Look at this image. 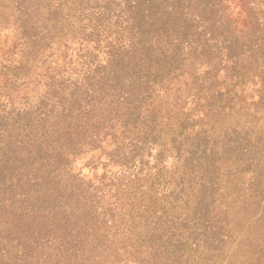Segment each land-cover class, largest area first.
Instances as JSON below:
<instances>
[{
	"label": "trees",
	"instance_id": "1",
	"mask_svg": "<svg viewBox=\"0 0 264 264\" xmlns=\"http://www.w3.org/2000/svg\"><path fill=\"white\" fill-rule=\"evenodd\" d=\"M228 14L225 0H0V36L12 35L0 52V94L33 91L20 104L0 100V264H236L247 213L236 223L231 215L242 208L254 212L251 235L238 243L249 246L243 263L264 264V135L234 127L218 146L206 130L184 135L188 113L168 144L157 101L201 56L228 62L235 83L256 63L264 99V13ZM211 69L203 82L214 85ZM207 90L217 105L208 112L224 113L229 89ZM109 143L110 161L125 166L137 155L149 161L161 145L153 181L163 188L144 196L154 203L123 229L110 209L99 211L104 193H90L74 168L84 148ZM237 152L245 157L237 155L236 171L253 168L254 191L222 205L237 188L227 179L221 192Z\"/></svg>",
	"mask_w": 264,
	"mask_h": 264
},
{
	"label": "rangeland",
	"instance_id": "2",
	"mask_svg": "<svg viewBox=\"0 0 264 264\" xmlns=\"http://www.w3.org/2000/svg\"><path fill=\"white\" fill-rule=\"evenodd\" d=\"M244 5L248 8H245ZM225 6L227 13H229V17L232 19L237 18L239 15H243L250 16V19L254 20L255 17L264 13V0H244L243 2L241 0H225ZM238 23L240 25L243 22ZM11 39L12 35L9 36L4 31L1 32L0 52L4 51L3 43H5L6 40L10 42ZM206 58L205 56H201L196 65L185 67L183 69L184 73L179 80L168 82L167 86L157 94V101H161L164 105L160 116L162 121L164 119V122L161 124V128L163 129L162 133L163 135H167L166 137H169H165L168 139L167 143L169 144L171 141L170 136L174 133H170V130L173 129L172 125H174L178 119H184L188 113H192L194 119L189 123L190 126L184 130V135L189 133L190 136H193L198 131L206 130L213 138L219 137L217 140L218 146L222 145L223 135L232 132L234 127L242 129L243 131L253 130L251 133L253 137L258 133L264 135V99H261L260 96L262 85L261 78L259 77L261 68H257L256 63L254 65H246L245 68H241V71L246 73L244 83H235V73L230 69L228 62L222 64L218 63L216 65L217 59H214L211 61L212 65H208ZM58 59L62 61V58L58 57ZM219 60L220 58H218V62ZM187 62L189 63V61ZM208 69L212 70V74H216L220 77V80H218L219 82H216L214 85H211L210 82H203L206 76L209 77V74H206ZM1 79L2 76L0 75V81ZM207 86H211L212 88L217 87V89H223L224 91L229 89V99L227 100L224 98V100H222V102L225 101L230 105L224 113L208 112L211 105L212 107H217V105H213L214 100L211 99L212 91L207 90ZM200 87L204 89L199 90L198 88ZM24 95H26V97L33 95L32 86L21 88L16 91L11 98L7 95L0 94V100L6 103L15 100V102L17 101V103L20 104V102H25V100L20 101ZM216 103L218 104L220 102L217 101ZM159 143H157L158 148L161 146ZM103 146V150L102 148H98L95 149V151H91L89 146L84 148L78 156L79 159L76 161L74 168L75 171H79V169L82 168L81 176L84 179L83 184L90 189V193L97 191L99 196L104 193L103 198L100 200L98 199L95 201V197L93 198L95 203L99 201L97 203L99 211L110 209L107 211L110 221L114 219L122 229L128 228L133 225L132 217H134V213H141L147 205L154 203L152 199L144 198V196L147 194L149 195L151 191L152 193L156 190L161 191L163 188L160 187L159 181H153L156 177H154V173L156 169H158L157 165L155 167L154 163L158 148L153 150L149 161L147 156H145L143 163H141L137 155V158L134 160L136 161L135 163L131 162L125 166L122 164L123 161L125 162L123 158L119 160L115 158L110 161V156H107V153L114 146L113 144L110 145L109 143ZM170 148L171 147L168 146L167 150L170 151ZM150 149L151 147H145L141 153L147 155ZM101 153H103V156L98 160V163H96L95 161ZM237 155L240 158L238 159L240 162L244 161L245 154L237 152V154L228 157L229 162L226 164L228 168L224 167L222 171L225 173L226 177L223 176L221 192L227 191L225 183L227 179L237 185V188H235V186L231 188L233 192L226 198L220 197L222 205L231 203L235 198L239 197V195L241 198H247L254 191L252 186L253 168H250L249 172L243 174L236 171L237 164L235 161L237 160ZM106 158L109 162H107V165L103 168L104 159ZM171 163L172 158L167 157V169L171 168ZM161 183H164V181ZM94 188H96L95 191H93ZM158 195L160 196L161 193ZM164 205H166V202ZM235 205L236 204L233 203L230 209H233ZM254 209H256V207ZM237 211H239V209H233L231 215L232 222L236 223V217H238L239 220L246 216L247 213V222L244 223L241 233L244 235L243 237L251 235L250 232L252 228L250 227V223L254 213L253 210H245V208H242L239 213H237ZM242 234L239 238L238 236L234 238L233 247L238 253L237 260H235L236 264H244L243 262L248 257L249 246L247 244L243 248L238 249V243L244 239L242 238ZM232 252L233 251H229L224 254L223 257H227Z\"/></svg>",
	"mask_w": 264,
	"mask_h": 264
}]
</instances>
